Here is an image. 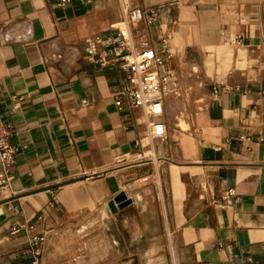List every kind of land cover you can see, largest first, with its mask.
<instances>
[{
  "label": "crops",
  "instance_id": "obj_1",
  "mask_svg": "<svg viewBox=\"0 0 264 264\" xmlns=\"http://www.w3.org/2000/svg\"><path fill=\"white\" fill-rule=\"evenodd\" d=\"M132 6L159 12L137 41L170 34L166 68L205 84L187 127L166 114L164 140L116 103L126 71L87 51ZM0 111L19 148L0 264H264V0H0Z\"/></svg>",
  "mask_w": 264,
  "mask_h": 264
},
{
  "label": "built area",
  "instance_id": "obj_2",
  "mask_svg": "<svg viewBox=\"0 0 264 264\" xmlns=\"http://www.w3.org/2000/svg\"><path fill=\"white\" fill-rule=\"evenodd\" d=\"M70 1L61 0V3L65 5ZM158 14L156 8L148 12L142 6L129 7L125 21L113 24L117 31L90 38L87 51L95 62L104 66L117 64L126 71V79L116 103L120 108L126 105L143 108L150 120L149 137L164 140L169 134L166 119L168 94L177 85L174 71L167 69L165 64L171 51V35L162 37L159 48L146 40L137 41L133 31L134 27L146 20L156 22ZM12 133V124L0 111V185L4 190L11 189L13 166L19 150L11 140ZM234 195L233 189L222 194L212 192L211 200L228 204ZM44 239V235H35L33 242L39 244Z\"/></svg>",
  "mask_w": 264,
  "mask_h": 264
},
{
  "label": "rangeland",
  "instance_id": "obj_3",
  "mask_svg": "<svg viewBox=\"0 0 264 264\" xmlns=\"http://www.w3.org/2000/svg\"><path fill=\"white\" fill-rule=\"evenodd\" d=\"M177 76V85L168 94L167 117L172 127L181 128L189 125L194 111L203 104L205 84L196 66L181 70ZM125 253L119 252L118 258L122 260ZM158 255H155V264H166Z\"/></svg>",
  "mask_w": 264,
  "mask_h": 264
},
{
  "label": "water",
  "instance_id": "obj_4",
  "mask_svg": "<svg viewBox=\"0 0 264 264\" xmlns=\"http://www.w3.org/2000/svg\"><path fill=\"white\" fill-rule=\"evenodd\" d=\"M131 202H132V198L129 196V194L125 190H123L116 196L115 201L112 202L111 204H112L113 209L116 211L119 208L125 207Z\"/></svg>",
  "mask_w": 264,
  "mask_h": 264
}]
</instances>
